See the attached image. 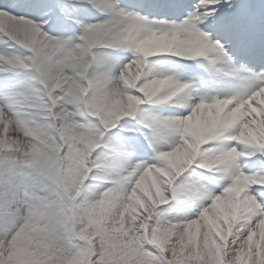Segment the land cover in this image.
Wrapping results in <instances>:
<instances>
[{
  "label": "snow or ice",
  "instance_id": "1",
  "mask_svg": "<svg viewBox=\"0 0 264 264\" xmlns=\"http://www.w3.org/2000/svg\"><path fill=\"white\" fill-rule=\"evenodd\" d=\"M0 264H264V0H0Z\"/></svg>",
  "mask_w": 264,
  "mask_h": 264
}]
</instances>
